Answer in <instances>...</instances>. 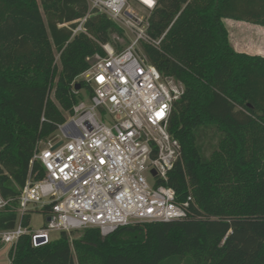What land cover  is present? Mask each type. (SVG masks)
Instances as JSON below:
<instances>
[{"label": "trees", "instance_id": "1", "mask_svg": "<svg viewBox=\"0 0 264 264\" xmlns=\"http://www.w3.org/2000/svg\"><path fill=\"white\" fill-rule=\"evenodd\" d=\"M225 18L264 26V0H158L148 33L160 43H143L185 87L169 122L182 154L165 184L178 202L192 196L187 216L109 235L62 231L39 245L25 234L11 264H264V56L237 51ZM114 35L128 41L88 0H0V192L10 199L0 232L16 227L22 188L45 173L32 162L39 142L67 121L81 90L93 93L78 77ZM31 213L22 218L30 229Z\"/></svg>", "mask_w": 264, "mask_h": 264}, {"label": "built area", "instance_id": "2", "mask_svg": "<svg viewBox=\"0 0 264 264\" xmlns=\"http://www.w3.org/2000/svg\"><path fill=\"white\" fill-rule=\"evenodd\" d=\"M91 9L106 13L133 35L102 44L105 54L89 58L80 76L90 83L87 94L73 107L65 123L39 142L33 161L44 176L30 177L18 196L16 227L0 232L2 243L16 245L22 235L33 244L51 241L50 232L93 227L109 235L136 222L171 221L188 214L192 196L177 201L176 190L165 184L182 154L180 141L169 131L175 102L185 87L164 77L144 53L143 43L158 45L149 33V17L158 0H88ZM133 3L149 13L140 14ZM86 17L76 31L83 30ZM10 205L0 192V210ZM43 210L47 225L25 227L23 216Z\"/></svg>", "mask_w": 264, "mask_h": 264}, {"label": "rangeland", "instance_id": "3", "mask_svg": "<svg viewBox=\"0 0 264 264\" xmlns=\"http://www.w3.org/2000/svg\"><path fill=\"white\" fill-rule=\"evenodd\" d=\"M133 7L140 13L147 15L149 12L142 7L140 4L133 3ZM226 27L229 32V38L232 41L231 43L238 45V47H242L243 49H259L264 48V31L261 32L260 26L256 24L246 23L244 21H239L235 19H224ZM264 28V27H262ZM125 29V28H124ZM126 36L128 37V41L124 39L122 42V47L127 46L131 38L133 37L131 31L129 29H125ZM57 60L59 62V55H57ZM83 79L82 76L78 77V80ZM81 94L87 100L88 95L85 90H81ZM31 222L30 226L33 230H38L41 227L47 225V216L41 212L37 211V209H33L31 211ZM60 231L54 230L50 232L51 239H57L60 236ZM81 235L80 230L73 234V237H79ZM10 249L11 246L9 244H4L3 247L0 248V264H11L10 260Z\"/></svg>", "mask_w": 264, "mask_h": 264}, {"label": "crops", "instance_id": "4", "mask_svg": "<svg viewBox=\"0 0 264 264\" xmlns=\"http://www.w3.org/2000/svg\"><path fill=\"white\" fill-rule=\"evenodd\" d=\"M225 19H227V18H225ZM229 19H231V18H229ZM239 21H241V20H239ZM244 22H246V21H244ZM246 23H250V22H246ZM251 24H253V23H251ZM256 25H259V24H256ZM259 26H260L259 27L260 30H262L261 32H263L264 31V28H262V27H264V26H262V25H259ZM233 46L235 47V49L237 51H240V52H246V53H249V54H258V55H263L264 56V48L263 47L262 48H259V49H252V48L243 49L242 47H238V45H236V44H234Z\"/></svg>", "mask_w": 264, "mask_h": 264}]
</instances>
